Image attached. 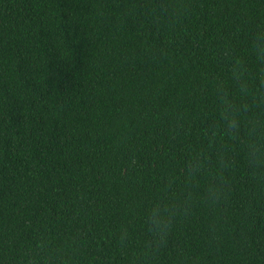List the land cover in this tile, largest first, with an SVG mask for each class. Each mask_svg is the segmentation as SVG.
Instances as JSON below:
<instances>
[{"label":"trees","instance_id":"1","mask_svg":"<svg viewBox=\"0 0 264 264\" xmlns=\"http://www.w3.org/2000/svg\"><path fill=\"white\" fill-rule=\"evenodd\" d=\"M0 264H264V0H0Z\"/></svg>","mask_w":264,"mask_h":264},{"label":"clouds","instance_id":"2","mask_svg":"<svg viewBox=\"0 0 264 264\" xmlns=\"http://www.w3.org/2000/svg\"><path fill=\"white\" fill-rule=\"evenodd\" d=\"M153 223L157 224V226L159 225V222L154 220Z\"/></svg>","mask_w":264,"mask_h":264}]
</instances>
